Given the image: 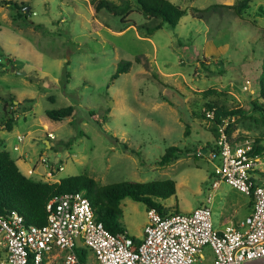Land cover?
<instances>
[{"label":"rangeland","instance_id":"374dc122","mask_svg":"<svg viewBox=\"0 0 264 264\" xmlns=\"http://www.w3.org/2000/svg\"><path fill=\"white\" fill-rule=\"evenodd\" d=\"M2 1L0 126L11 110L13 122L0 133V144L10 155L25 147L29 163L45 166V174L84 173L99 184L171 178L174 194L158 199L167 212L191 209L212 193V227L244 217L248 196L223 181L212 190L215 161L186 150L214 141L211 118L201 114L206 102L242 109L227 118L230 137L264 146V121L250 104L264 48V16L257 12L264 0H248L240 15L220 7L202 17L192 8L238 0H169L184 14L174 27L162 24L149 33L144 27L154 21L134 3L121 21L106 9L94 10L90 0ZM120 59L130 64L113 76ZM10 96L16 102L10 104ZM67 104L70 116L53 120L44 113ZM169 145L181 150L179 156L159 164ZM18 164L24 171L26 164ZM256 164L264 169V148ZM118 207L120 225L140 233L144 204L124 197ZM84 251L85 263L96 264ZM201 254L202 264L213 263L207 244Z\"/></svg>","mask_w":264,"mask_h":264},{"label":"built area","instance_id":"2783aa9c","mask_svg":"<svg viewBox=\"0 0 264 264\" xmlns=\"http://www.w3.org/2000/svg\"><path fill=\"white\" fill-rule=\"evenodd\" d=\"M202 112L213 117V108L203 107ZM226 124L224 117L212 145L196 146L193 152L215 161L211 189L223 181L251 196V208L242 219L212 227L209 193L188 211L161 214L145 208L142 235L134 237L125 230L111 232L96 220L84 190L64 192L45 203L43 224L26 223L14 211L0 214V264H86L85 251L81 254L78 248L87 249L96 264H202L206 244L213 251L212 264H264V169L251 153L253 141H231ZM46 136L54 137L51 131ZM61 168L59 164L55 170Z\"/></svg>","mask_w":264,"mask_h":264},{"label":"trees","instance_id":"16d2710c","mask_svg":"<svg viewBox=\"0 0 264 264\" xmlns=\"http://www.w3.org/2000/svg\"><path fill=\"white\" fill-rule=\"evenodd\" d=\"M247 1L238 0L236 3L231 4L216 3L209 4L201 9L192 8L195 11L193 15L202 17V13L218 11L220 7L231 9L234 14L240 15L241 11L248 5ZM2 2L8 3L9 1L3 0ZM90 2L93 4L94 10L106 9L113 14L119 15L121 21H123L124 15L130 11L134 3L143 16L154 21L152 24L144 27L147 33L160 27L162 24L174 27L178 18L185 12L184 8L169 0H121L119 3L111 0H90ZM257 12L259 15L264 16V7L258 6ZM129 64V60L120 59L117 62L113 76L121 71H125ZM258 98L261 100H258ZM13 99L11 96L7 98V100L11 101L10 104H12ZM263 102L264 48L257 78V97L250 100L251 109L257 111L258 117L264 121ZM3 107L4 104L1 106L2 110H4ZM204 107L213 108L214 111L209 128L213 138L216 135L217 126L222 121V118H228L232 114L242 110L240 108L226 109L213 104V102H206ZM12 113L13 110L10 111V115L6 116L2 129H9L11 127L13 122ZM44 113L50 119L59 120L71 115L72 105L67 104L57 108H45ZM201 114L204 116L203 113ZM232 128V122L227 120L224 131L231 141H233L230 137ZM212 143L207 140L203 143V146H210ZM123 147H125L124 144ZM263 148L264 146L254 139L251 153L258 155ZM180 151L175 145L166 146L158 159L159 164H167L171 159L177 158ZM186 151L193 157H199L190 149ZM76 190H84V194L93 210L94 218L99 220L109 231L116 232L125 230L119 222L121 213L118 205L122 198L129 197L132 200L141 201L145 208L154 207L158 212L164 214L167 212V209L158 199H164L173 195L175 186L171 178L146 181L121 180L99 184L94 178L84 173L64 175L56 181L38 180L22 173L8 150L0 144V214H8L14 211L22 215L24 222L40 225L45 222V203L49 198L59 193ZM251 202L250 196L248 203L251 204ZM173 211L178 210L173 209ZM77 250L78 252L81 251V254L84 251V249L80 248Z\"/></svg>","mask_w":264,"mask_h":264},{"label":"crops","instance_id":"0c3cea01","mask_svg":"<svg viewBox=\"0 0 264 264\" xmlns=\"http://www.w3.org/2000/svg\"><path fill=\"white\" fill-rule=\"evenodd\" d=\"M14 101H15V99H14ZM16 102V101H15ZM17 104V103H16ZM18 105V104H17ZM3 131V129H2V126H0V133ZM43 140H47V139H43ZM0 141H1V138H0ZM48 141V140H47ZM1 146H3L4 147V145L3 144H1ZM5 148V147H4ZM6 149V148H5ZM14 149V148H13ZM26 148L25 147H22V148H20L18 151H15V152H13V158H14V160H15V163H16V165H17V167H18V169L22 172V173H24L26 176H30V177H32V178H34V177H42V178H46V177H53L54 178V180L53 181H56V180H58L60 177H62V176H59V175H54V176H52V174H50V175H48V176H46V174H45V166H43V165H39V164H37V165H32V164H30L29 163V156H27V153H26V150H25ZM10 154V153H9ZM56 155L58 156L59 155V153H56ZM18 161H22V162H24V164H26V166H25V169H24V171L21 169V168H19V164H18ZM33 166V171H32V173H30V174H28L27 172H26V169H28L29 167H32ZM53 170V169H52ZM35 179V178H34ZM46 181V180H45ZM212 190H214V189H212ZM212 194V193H211ZM213 196V195H212ZM248 196V195H247ZM249 199H250V196H248V200H247V202L249 201ZM252 200V199H251ZM201 203V202H200ZM211 203V202H210ZM252 203V202H251ZM199 204V203H198ZM163 205V204H162ZM165 206V205H164ZM166 207V206H165ZM250 208H251V204H250V207H249V210H250ZM145 210V209H144ZM189 209H185V210H180V211H188ZM248 210V211H249ZM170 211H172V210H170ZM248 211H247V213H248ZM246 213V214H247ZM245 214V215H246ZM145 215V214H144ZM144 221H145V217H144V220H143V222H142V225H143V223H144ZM227 222H229V221H227V220H225V222H220V225L218 226V227H215V228H221L222 226H223V224H225V223H227ZM142 225H141V231H140V233H137L136 235L135 234H133V233H130V232H128L125 228V231L127 232V233H129V234H131V235H133L134 237H140L141 235H142Z\"/></svg>","mask_w":264,"mask_h":264},{"label":"water","instance_id":"95a60500","mask_svg":"<svg viewBox=\"0 0 264 264\" xmlns=\"http://www.w3.org/2000/svg\"><path fill=\"white\" fill-rule=\"evenodd\" d=\"M9 69L13 70L12 66H10ZM16 72H23V71L16 70ZM44 142L46 143V145H48L47 140H44Z\"/></svg>","mask_w":264,"mask_h":264}]
</instances>
